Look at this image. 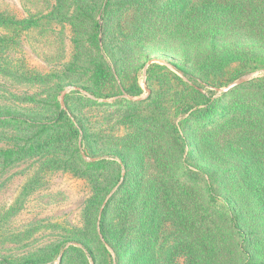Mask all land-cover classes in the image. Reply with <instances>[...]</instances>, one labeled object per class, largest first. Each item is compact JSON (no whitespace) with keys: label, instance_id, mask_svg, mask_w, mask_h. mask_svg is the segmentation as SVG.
<instances>
[{"label":"rangeland","instance_id":"374dc122","mask_svg":"<svg viewBox=\"0 0 264 264\" xmlns=\"http://www.w3.org/2000/svg\"><path fill=\"white\" fill-rule=\"evenodd\" d=\"M212 1L221 0H192L189 9L201 8L203 17ZM105 2L0 0L2 14L16 20L39 19L9 43H2L10 35L0 27V151H14L7 160L0 156V264H83V260L93 264L85 242L98 249L101 243L103 259L125 264L127 260L116 259L102 230L104 221L117 219L119 213L107 203L123 181L98 214L88 217L94 190L82 172L90 175V165L99 163L109 169L103 180L111 182L120 169L131 175H140L145 163L158 169L160 155L177 133L188 138L184 166L204 175L211 187L205 172L208 164L197 165L189 155L197 151L202 131L194 114L209 98L241 97L246 90H232L264 78V67H258V56H252L236 64L237 69L232 65L237 80L228 85H206L200 77L198 83L203 85L191 82L174 65L192 72L190 66L201 56L219 53L238 40L242 43L243 37L226 31L224 40L208 39L198 48H188L177 35L165 34L175 25L168 11L159 10L165 0H154L149 8L146 0H111L101 10ZM81 5L84 10L96 8V27L77 18ZM61 111L63 131L56 135L63 134V139L53 142L57 126H51ZM221 137V147L232 138ZM239 166L236 159L218 167L225 185L224 171ZM222 198L228 205L231 194ZM250 224L243 230L247 240L261 231L257 221ZM176 233L171 223L163 226L156 249L159 264H185L187 253L168 254ZM129 242L134 247V241ZM250 250L264 262V247L258 251L250 245Z\"/></svg>","mask_w":264,"mask_h":264},{"label":"trees","instance_id":"16d2710c","mask_svg":"<svg viewBox=\"0 0 264 264\" xmlns=\"http://www.w3.org/2000/svg\"><path fill=\"white\" fill-rule=\"evenodd\" d=\"M109 1L106 0L101 10ZM191 1L165 0L160 3L159 10L163 13L168 11L170 22L175 23L165 34L177 35L176 38L188 48L201 46L208 39H212L211 42L224 40L226 31L239 34V39L242 36L240 40L244 42L238 40L219 53L216 51L201 56L190 66L192 72L184 65H174L175 69L191 82L198 83L200 77L206 85L219 86L237 80L234 78V67L237 69L236 64L247 58L258 56V67H264V0L212 1L203 17H199L201 8L189 9ZM144 4L149 8L154 0H146ZM76 11L78 19L95 23V27L98 25L94 16L96 8L84 10L81 5ZM52 12L41 18L51 16ZM38 21L34 17L16 20L0 13V27L10 35L2 43L17 39L23 31L36 26ZM180 26L182 29H178ZM239 89L246 90V93L234 99L228 98L229 94L218 100L209 98L205 107L194 114L202 129L196 149L199 156L193 151L189 155L197 165L198 161L208 164L205 172L210 177L211 187L206 186L204 175L184 166L183 155L188 138L177 133L160 155L158 169L150 168L147 163L140 166V175H131V172L123 174L120 169L111 182L103 180L109 169L99 163L90 165V175L82 172L91 181L94 190L86 210L88 217L98 214L107 196L123 181L107 203L109 209L119 213L116 214L117 219L110 218L102 223L103 233L109 236L107 241L118 261L127 260L125 264H159L156 251L159 235L163 226L171 223L177 230L176 244L169 248L168 254L174 256L179 250L187 253L185 264L264 263L260 254L252 255L250 250V245L257 247L258 251L264 247V78L243 83L232 91ZM64 116V111L59 112L58 119L51 126H57L52 130L53 142L63 139V134L57 137L56 132L63 131L60 122ZM223 134L232 138L224 140L221 147L218 140ZM13 154L12 150L0 151V156L6 160ZM236 159L240 160V166L224 171L228 173L225 185L218 167L230 165ZM66 163L69 164L68 160ZM228 185L232 189L227 190ZM228 193L231 199L226 205L222 197ZM252 220L257 221L261 231L257 230L259 238L247 240L243 230L252 227ZM93 230L96 231V226ZM129 241H134V247ZM84 245L93 264H111L110 257L103 259L101 243L99 249L89 247L86 242ZM132 254L135 256L130 258ZM168 260L171 262V258ZM83 264H87L86 260Z\"/></svg>","mask_w":264,"mask_h":264}]
</instances>
